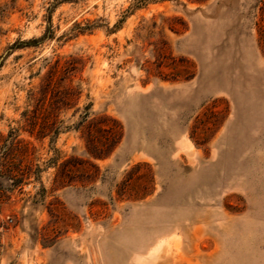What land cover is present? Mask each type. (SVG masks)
Returning <instances> with one entry per match:
<instances>
[{
	"label": "rangeland",
	"instance_id": "1",
	"mask_svg": "<svg viewBox=\"0 0 264 264\" xmlns=\"http://www.w3.org/2000/svg\"><path fill=\"white\" fill-rule=\"evenodd\" d=\"M0 264H264V0H0Z\"/></svg>",
	"mask_w": 264,
	"mask_h": 264
},
{
	"label": "bare ground",
	"instance_id": "2",
	"mask_svg": "<svg viewBox=\"0 0 264 264\" xmlns=\"http://www.w3.org/2000/svg\"><path fill=\"white\" fill-rule=\"evenodd\" d=\"M159 245V244H158ZM160 250V249H159ZM153 252V251H152Z\"/></svg>",
	"mask_w": 264,
	"mask_h": 264
}]
</instances>
